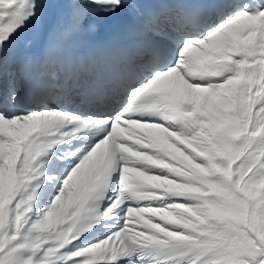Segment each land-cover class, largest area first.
Wrapping results in <instances>:
<instances>
[{"label": "snow or ice", "instance_id": "6c2138e0", "mask_svg": "<svg viewBox=\"0 0 264 264\" xmlns=\"http://www.w3.org/2000/svg\"><path fill=\"white\" fill-rule=\"evenodd\" d=\"M50 7L0 0V264H264V0H58L21 57Z\"/></svg>", "mask_w": 264, "mask_h": 264}, {"label": "bare ground", "instance_id": "6f19581e", "mask_svg": "<svg viewBox=\"0 0 264 264\" xmlns=\"http://www.w3.org/2000/svg\"><path fill=\"white\" fill-rule=\"evenodd\" d=\"M57 3L58 0H52V7L48 8V11L45 10L47 13H45L43 27L40 28V31L35 28H30L22 36L27 39L30 50L40 53L46 39L47 31L54 28L59 23L61 10L56 7ZM94 23L95 31L88 33L81 39V47H102L109 40L111 35L124 24V20L118 18L109 21L99 20Z\"/></svg>", "mask_w": 264, "mask_h": 264}, {"label": "rangeland", "instance_id": "374dc122", "mask_svg": "<svg viewBox=\"0 0 264 264\" xmlns=\"http://www.w3.org/2000/svg\"><path fill=\"white\" fill-rule=\"evenodd\" d=\"M48 2L52 5V0H48ZM46 11H48V9H46ZM46 11H45V13H47ZM33 28L38 29V31H40V28H37V27H33Z\"/></svg>", "mask_w": 264, "mask_h": 264}]
</instances>
